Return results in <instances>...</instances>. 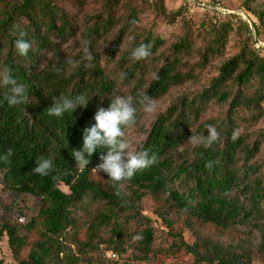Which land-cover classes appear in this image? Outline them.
Wrapping results in <instances>:
<instances>
[{
  "label": "trees",
  "instance_id": "1",
  "mask_svg": "<svg viewBox=\"0 0 264 264\" xmlns=\"http://www.w3.org/2000/svg\"><path fill=\"white\" fill-rule=\"evenodd\" d=\"M213 1L231 13L197 20L184 0H100L84 13L86 0H65L67 7L0 0V69L10 68L29 95L9 107L0 87V156L12 150L10 163L0 160L2 191L40 204L28 220L0 226L14 264H116L101 255L102 245L118 257L130 251L144 264L264 259V129L257 127L264 120V0H244L238 9ZM167 3L177 8L167 11ZM145 14L158 21L144 24ZM161 22L177 27L169 39L153 32ZM21 31L32 44L26 57L14 47ZM84 40L91 62L82 60ZM140 44H150L151 55L133 61ZM174 89L182 90L154 114L134 149L157 162L124 182L120 196L105 173L92 171L100 150L86 168L76 167L72 152L82 149L83 130L99 107L107 109L116 95L132 97L135 127L142 97L157 101ZM60 95L89 102L49 117ZM207 125L220 133L211 148L186 143L192 133L207 136ZM41 157L53 161L45 177L32 172ZM68 237L75 254L67 252Z\"/></svg>",
  "mask_w": 264,
  "mask_h": 264
},
{
  "label": "clouds",
  "instance_id": "2",
  "mask_svg": "<svg viewBox=\"0 0 264 264\" xmlns=\"http://www.w3.org/2000/svg\"><path fill=\"white\" fill-rule=\"evenodd\" d=\"M27 33L21 31L19 38L15 40V50L21 57H26L32 44L25 39ZM82 60L91 62L94 57L90 50L89 41H82ZM151 55L150 44H140L131 52L130 58L133 61L147 59ZM67 63L77 68L80 61L69 59ZM87 67V65H85ZM59 74L61 68H54ZM125 74H122V76ZM0 87L7 89L4 100L9 107L25 104L29 101L28 90L23 83H18L13 77L12 71L8 67L0 69ZM89 100L85 96L80 95L75 98H68L60 95L59 98L53 100L51 107L46 112L49 117L61 118L65 113H73L77 107H86ZM138 103L142 106L145 114H153L157 110L156 101L149 97H142ZM137 109L133 105V99L130 96L116 95L112 98L107 109L99 107L94 115L95 123L90 127H86L82 133V149L73 150L72 156L76 161V167L84 169L90 163V157L101 151L99 163L93 172H103L108 176V180L112 182L115 189V195L120 196L124 189V182L130 181L138 172L143 171L157 162L155 154H149L148 151H135L130 147L126 139L125 129L132 128L136 122ZM191 131V130H190ZM207 136L203 133L193 134L187 140L193 148L203 147L211 148L219 139L220 133L213 125L206 126ZM192 132V131H191ZM239 130H234L232 139L238 138ZM12 150L9 149L3 156H0L5 164L10 163ZM37 166L32 170L33 173L45 177L53 169V161L51 158L41 157L37 159ZM205 167L211 170L213 162L208 161Z\"/></svg>",
  "mask_w": 264,
  "mask_h": 264
},
{
  "label": "rangeland",
  "instance_id": "3",
  "mask_svg": "<svg viewBox=\"0 0 264 264\" xmlns=\"http://www.w3.org/2000/svg\"><path fill=\"white\" fill-rule=\"evenodd\" d=\"M100 0H86L82 12H93L98 8ZM213 1V0H208ZM222 1L226 6L232 7L234 9H238L240 7V4L244 0H220ZM58 2L66 6L65 0H58ZM167 11H173L177 8V4H171L167 3ZM191 16L195 19H201L202 14L199 12H192ZM151 14H145L142 19L143 23L147 24L149 26H152L150 23L151 20L155 19ZM155 21H158V19H155ZM177 27L176 26H169L163 22L159 23L158 25H155L153 28V32L156 34H159L161 37L169 39L170 35L172 33L176 32ZM182 89H174L173 92L160 100H157V110H163L164 107L167 105L168 101L172 96H174L176 93L181 91ZM264 106V104H263ZM155 112V113H156ZM145 114L142 110L141 114V120L139 124L133 128H130L126 130V139L130 144V147L132 150L135 149V145L142 139L143 137V131L148 128L150 121L152 120L154 114ZM257 127L264 129V120L260 121L257 125ZM39 200L34 199L33 197L29 195H18L11 192H4L2 191V183L0 178V226L4 224L5 222H15V221H21V220H28L32 216L36 214V212L39 209ZM150 208H146V210H149ZM146 214L150 215L151 219L154 220V226L158 228H162L161 222L157 220L155 217H153L149 212H145ZM68 235L71 232H67ZM184 237L189 241L188 233H184ZM214 238L219 239L221 241H228L227 239L223 237H217L214 236ZM252 241H244V244L246 245H252ZM67 244V252L68 253H74L75 252V246L73 244L69 243V237L66 240ZM75 254V253H74ZM101 255H103L106 259H109L111 262H115L116 264H144L141 262H137L134 260L132 253L129 251L125 255H122L120 257L116 256L115 254H112L109 251H105V246H101ZM0 259L2 260V264H14V260L11 257L7 243H6V237L4 235L0 236ZM251 264H264V259L258 256H254L252 259Z\"/></svg>",
  "mask_w": 264,
  "mask_h": 264
},
{
  "label": "built area",
  "instance_id": "4",
  "mask_svg": "<svg viewBox=\"0 0 264 264\" xmlns=\"http://www.w3.org/2000/svg\"><path fill=\"white\" fill-rule=\"evenodd\" d=\"M189 6L190 13L199 12L200 14L213 13L215 12L218 16L231 13L227 9H224L220 6L219 3L208 0H184ZM242 20L245 21V16L239 14ZM246 22V21H245Z\"/></svg>",
  "mask_w": 264,
  "mask_h": 264
},
{
  "label": "water",
  "instance_id": "5",
  "mask_svg": "<svg viewBox=\"0 0 264 264\" xmlns=\"http://www.w3.org/2000/svg\"><path fill=\"white\" fill-rule=\"evenodd\" d=\"M245 21H246L247 24H249V21H248V19L246 17H245Z\"/></svg>",
  "mask_w": 264,
  "mask_h": 264
}]
</instances>
